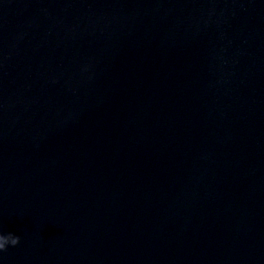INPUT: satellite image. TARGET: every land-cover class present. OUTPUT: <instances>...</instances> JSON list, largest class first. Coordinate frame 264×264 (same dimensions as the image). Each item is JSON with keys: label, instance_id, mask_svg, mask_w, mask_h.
<instances>
[{"label": "water", "instance_id": "water-1", "mask_svg": "<svg viewBox=\"0 0 264 264\" xmlns=\"http://www.w3.org/2000/svg\"><path fill=\"white\" fill-rule=\"evenodd\" d=\"M0 264H264V0H0Z\"/></svg>", "mask_w": 264, "mask_h": 264}]
</instances>
